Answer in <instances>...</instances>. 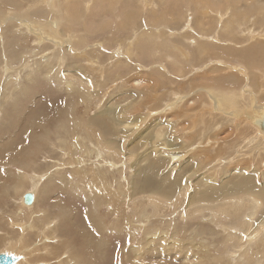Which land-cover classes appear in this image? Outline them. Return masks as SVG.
<instances>
[{
	"label": "rangeland",
	"instance_id": "obj_1",
	"mask_svg": "<svg viewBox=\"0 0 264 264\" xmlns=\"http://www.w3.org/2000/svg\"><path fill=\"white\" fill-rule=\"evenodd\" d=\"M42 1L0 0V254L24 264H264L263 134L254 124L211 129L218 121L208 120L212 97L235 91L264 108V0H154V9L147 0ZM203 5L211 25L198 38L187 23H197ZM177 97L181 110L202 106L204 118L181 119L177 103L169 108ZM227 128L233 134L221 141ZM210 141L217 144L207 149ZM91 143L98 151L86 156ZM150 181L169 198L153 194ZM240 185L262 205L246 232L240 210L211 215ZM27 192L34 216L23 209L17 218ZM20 221L32 225L23 235L29 250L17 243ZM50 222L54 238L44 242Z\"/></svg>",
	"mask_w": 264,
	"mask_h": 264
},
{
	"label": "bare ground",
	"instance_id": "obj_2",
	"mask_svg": "<svg viewBox=\"0 0 264 264\" xmlns=\"http://www.w3.org/2000/svg\"><path fill=\"white\" fill-rule=\"evenodd\" d=\"M42 1V0H41ZM51 1H53V0H50L49 2H51ZM166 1V0H165ZM173 1V0H172ZM171 1V2H172ZM174 1H176V0H174ZM185 0H183V2H184ZM218 1V0H217ZM40 2V1H39ZM43 2V1H42ZM68 2V1H67ZM208 2V1H207ZM148 5H149V7L150 8H153L154 9V7H155V5H153V4H156L155 3V1L154 0H147V2H146ZM210 2H208V4H209ZM227 3V2H226ZM230 3V2H229ZM157 4H158V2H157ZM167 3H165V5H166ZM172 4H173V2H172ZM175 4V3H174ZM173 4V5H174ZM220 4H222V3H220ZM239 4V3H238ZM159 5V4H158ZM157 5V6H158ZM160 6L161 5H159L158 6V8H160ZM186 6V5H185ZM211 6H212V3H211ZM43 7V6H42ZM52 7V6H51ZM221 7V6H220ZM240 7V6H239ZM186 8H187V6H186ZM188 8H189V6H188ZM213 8V7H212ZM222 8H224V6L222 7ZM263 7H261L260 6V9H262ZM202 9L204 10V12L202 13L203 14V16H201L200 15V18H198V20H197V23L194 25L193 24V20L192 21H190L189 23H187V24H189V26H187L188 28H191V30H193V31H195V32H193V33H197V35H198V38H199V36H200V34L201 33H203L204 32V30H207V29H209V26L211 25V24H209V22H211V18H212V14H211V8L209 7V6H206V5H203V7H202ZM239 9V8H238ZM264 9V8H263ZM53 10V9H52ZM223 10V9H222ZM187 11V10H186ZM211 11V12H210ZM224 11V10H223ZM258 11H260L259 10V8H258ZM262 13L261 14H263V10L261 11ZM260 13V12H259ZM252 14V13H251ZM34 15V14H33ZM40 15H41V13H40ZM190 15V14H189ZM188 15V16H189ZM187 16V17H188ZM249 16V15H248ZM252 16H253V14H252ZM262 16V15H261ZM30 17H31V15H30ZM46 17V16H45ZM53 17V16H52ZM250 17V16H249ZM34 18V17H33ZM122 18V17H121ZM189 18H191V17H189ZM222 18V17H221ZM251 18V17H250ZM263 18V17H262ZM18 19V18H17ZM22 19V18H21ZM21 19H20V21H21ZM12 20V19H11ZM27 20V19H26ZM122 20V19H121ZM246 20V19H245ZM19 21V22H20ZM181 21V20H180ZM185 21V20H184ZM263 20H261V22H262ZM24 22V21H23ZM28 22V21H27ZM147 22H149V21H147ZM216 22V21H215ZM247 22V21H246ZM50 23V22H49ZM60 23V22H59ZM168 23V22H167ZM171 22H169V24H170ZM248 23V22H247ZM246 23V24H247ZM263 23V22H262ZM25 24H26V22H25ZM137 24V23H136ZM144 24H146V23H144ZM185 24V23H184ZM209 24V25H208ZM215 24V23H214ZM223 24V23H222ZM233 23H231L230 22V20H228V23H227V25L225 26L226 28L230 25H232ZM23 25V24H22ZM57 25H58V23H57ZM133 25V27L135 26L134 24H132ZM205 25H207V28L205 29L203 26H205ZM216 25H217V23H216ZM221 25V24H220ZM248 25V24H247ZM246 25V26H247ZM24 26V25H23ZM27 26V25H26ZM25 26V27H26ZM169 26V25H168ZM181 26H184L183 25V23H181ZM181 26H179V28L181 27ZM196 26V27H195ZM147 27V26H146ZM170 27V26H169ZM216 27V26H215ZM263 27V26H262ZM162 28H165V29H167L168 27H167V25L165 24V25H162ZM135 29V28H134ZM217 29V28H216ZM260 29V28H259ZM26 30V29H25ZM33 30V29H32ZM171 30H172V28H171ZM181 30V29H180ZM182 30H183V28H182ZM188 30V29H187ZM186 30V31H187ZM213 30V29H212ZM241 30V29H240ZM258 30V29H257ZM59 31V30H58ZM178 32H179V30H177ZM247 31V30H246ZM262 31V30H261ZM264 31V30H263ZM27 32V31H26ZM218 32V31H217ZM242 32V31H241ZM52 33V32H51ZM209 32H207V35H209L208 34ZM211 33H212V36H213V32L211 31ZM244 33V32H243ZM256 33V32H255ZM260 33V32H259ZM263 33V32H262ZM56 34V33H55ZM183 34V33H182ZM190 34V33H189ZM189 34H186V33H184L182 36H184V35H189ZM206 34V33H205ZM215 34V33H214ZM217 34V33H216ZM251 34V33H250ZM252 34L254 35V31H252ZM52 35V34H51ZM57 35V34H56ZM233 35V34H232ZM236 35V34H235ZM234 35V36H235ZM21 36V35H20ZM170 36H173V35H171L170 34ZM179 36H181V34L179 35ZM190 36L191 37H189V38H192L193 37V39H194V35H191L190 34ZM203 36H206V35H204L203 34ZM210 36V35H209ZM216 36V35H215ZM218 36V35H217ZM222 36V35H221ZM225 36V35H224ZM250 36V35H249ZM53 37V36H52ZM185 37V36H184ZM214 37V36H213ZM233 37V36H232ZM246 37V36H245ZM197 38V37H196ZM197 38V39H198ZM202 38V37H201ZM205 38H208V37H204V39ZM224 37H222V39H223ZM228 37H226V39H227ZM3 39V38H2ZM39 39V38H38ZM173 39V38H172ZM185 39H187V37H185ZM212 39V38H211ZM214 39V38H213ZM217 39V38H216ZM220 39H221V37H220ZM21 40V39H20ZM208 40V39H207ZM210 40V39H209ZM225 40V39H224ZM228 40H230V39H228ZM236 40V39H235ZM238 40V39H237ZM236 40V41H237ZM61 41V40H60ZM172 41V40H171ZM186 41V40H185ZM197 41V40H196ZM216 41V40H215ZM226 41V40H225ZM236 41H234V39H233V42H235L236 43ZM247 41V40H246ZM248 41H249V39H248ZM247 41V42H248ZM55 42V41H54ZM131 42V41H130ZM188 42V41H187ZM206 42V41H205ZM212 42V41H211ZM227 42V41H226ZM232 42V43H233ZM238 42V41H237ZM46 43H48V42H46ZM56 43V42H55ZM54 43V44H55ZM60 44H61V42H59ZM63 43V42H62ZM198 43H200V42H198ZM224 44H225V42H223ZM232 43H230V44H232ZM234 43V44H235ZM51 44V43H50ZM202 44V43H201ZM214 44V43H213ZM220 44V43H219ZM233 44V45H234ZM2 45V44H1ZM58 45V44H57ZM62 45V44H61ZM179 46H180V44H178ZM186 45H187V43H186ZM209 45H212V44H209ZM208 45V46H209ZM217 45V44H216ZM236 45V44H235ZM3 46V45H2ZM182 46V45H181ZM188 46V45H187ZM187 46H183V47H187ZM217 47V46H216ZM220 47H221V45H220ZM229 49L231 48L230 46H227ZM132 48V47H131ZM189 47H187V50H190V49H188ZM210 48H211V46H210ZM212 48H215L214 47V45H213V47ZM218 48V47H217ZM225 48V47H224ZM182 49V48H181ZM185 49V48H184ZM194 49V48H193ZM220 49H222V47L220 48ZM228 49V50H229ZM232 49V48H231ZM11 50V49H10ZM43 50V49H42ZM186 50V51H187ZM211 50V49H210ZM210 50H209V52H210ZM226 50V49H225ZM225 50H223V51H225ZM15 51V50H14ZM200 51V50H199ZM227 51V50H226ZM232 51H233V49H232ZM32 52V51H31ZM56 52V51H55ZM61 52V51H60ZM59 52V50H58V55L59 54H61ZM63 52V51H62ZM193 52H195V51H193ZM212 52V51H211ZM213 52H215L216 54L218 53L217 52V49L215 50V51H213ZM230 52V51H229ZM119 53V52H118ZM188 53H189V51H188ZM38 54V52H36V53H34V56H36ZM77 54V53H76ZM121 54V53H120ZM190 54V53H189ZM211 54V53H210ZM4 55V54H3ZM13 55V54H12ZM128 55V54H127ZM222 55V54H221ZM0 56H1V54H0ZM52 56H56V54L55 55H52ZM62 56V55H61ZM92 56V55H91ZM195 56V55H194ZM218 56H220L219 54H218ZM43 57V56H42ZM50 57H51V54H50ZM54 57H52V58H54ZM57 57H60V56H57ZM63 57V56H62ZM61 57V58H62ZM66 57V56H65ZM221 57V56H220ZM219 57V58H220ZM52 58H50V59H52ZM60 58V60H62ZM195 58V57H194ZM196 58H197V56H196ZM195 58V59H196ZM2 59H3V57H2ZM6 59V58H5ZM50 59H48V60H50ZM56 59V58H55ZM58 59V58H57ZM63 59H65L64 57H63ZM115 59V58H114ZM209 59V58H208ZM7 60V59H6ZM54 60V59H53ZM60 60H59V63H60ZM192 60V59H191ZM3 61V60H2ZM113 61H115V60H113ZM201 61V60H200ZM206 61V60H205ZM21 62V61H20ZM43 62H46L47 63V59H44V61ZM55 62H57V60H55ZM193 62V61H192ZM191 62V63H192ZM12 63V62H11ZM45 63V64H46ZM61 63H62V61H61ZM114 63V62H113ZM190 63V65H192ZM197 63V62H196ZM199 63V62H198ZM201 63V62H200ZM199 63V64H200ZM209 63V62H208ZM212 63V62H211ZM215 63H223V61L222 60H216L215 61ZM7 63H5V65H6ZM195 64V63H194ZM202 64V63H201ZM196 65V64H195ZM225 65H228L227 63L225 64ZM57 66H59V65H57ZM137 66V65H136ZM5 67H7V66H5ZM196 67V66H195ZM216 67H220V66H216ZM187 68V67H186ZM194 68V67H193ZM218 68H216V69H218ZM100 69V68H99ZM103 69V68H102ZM212 69V68H211ZM216 69H214V71L216 72ZM53 70V69H52ZM185 70V69H184ZM214 71H212V72H214ZM218 71V70H217ZM243 71V70H242ZM5 72H7V68H5ZM8 72H9V70H8ZM7 72V73H8ZM208 72L209 71H207V74H208ZM191 73V72H190ZM210 73H211V71H210ZM14 74V73H13ZM193 74V73H192ZM10 76V75H9ZM7 77L6 79H5V82L6 81H8V80H10V79H8V78H10V77ZM194 76V75H193ZM196 77V76H195ZM190 78V77H189ZM209 78V77H208ZM68 79V78H67ZM206 79V78H205ZM204 79V80H205ZM69 80V79H68ZM190 80V79H189ZM197 80V79H196ZM203 80V82H205ZM136 81H139V80H136ZM188 81V80H187ZM71 82V81H70ZM78 82V81H77ZM184 82H185V80H184ZM212 83V82H211ZM187 84V83H186ZM188 84H189V82H188ZM184 85V84H183ZM203 85V84H202ZM205 85H207V84H205ZM178 87V86H177ZM212 87V86H211ZM144 88V87H143ZM179 88V87H178ZM7 90V89H6ZM147 90V89H146ZM189 92V91H188ZM218 92V91H217ZM149 93V92H148ZM192 93V92H191ZM201 93V92H200ZM199 93V94H200ZM246 91H240V92H236L235 91V93H233V94H229V93H226V94H228L227 96H225V97H212V105L210 106V109H209V113H210V115H211V117L210 118H208V120H210V121H212V120H216V121H218L216 124H213L212 122H210V124H209V127L211 128V129H214V128H219V126H221V124L222 123H229L228 125H232L233 127H236V126H240L241 124H243L242 126H244L243 127V129H245V127L248 129V128H250L251 126H256V128L258 129V131H261L262 132V134L263 135H261L260 136V138L261 137H264V130L262 129V124H263V122H264V108H262V107H257L256 105H254L253 103H251L252 101H251V99H247L248 98V96L246 95ZM195 95L196 94H198V93H194ZM203 94V93H202ZM205 94V93H204ZM203 94V95H204ZM218 94V93H217ZM248 94V93H247ZM177 96V95H176ZM193 96V95H192ZM220 96V95H219ZM200 97V96H199ZM208 97H209V94H208ZM253 97V96H252ZM251 97V98H252ZM177 98H179V97H177ZM188 98V97H187ZM139 99V98H138ZM204 99V98H203ZM202 99V100H203ZM181 100H182V98H179L178 99V101H174V102H172L171 103V105L169 106V108L171 109V108H175V106H176V103H177V108L178 109H180L179 111L177 110V112H178V114H179V117L181 118V119H186V118H190L191 116H193V117H195L196 116V114L199 116L200 114H199V110L201 109V107L202 106H200V107H197V108H191L190 110H184V109H182L181 110V105L178 103L179 101L181 102ZM205 100V99H204ZM184 101V100H183ZM201 103H203V101L201 102ZM186 104H187V107L189 106V105H194V99H192V97L191 98H188V100H187V102H186ZM250 104H252V105H250ZM204 106V105H203ZM131 107V106H130ZM150 107V106H149ZM159 108V107H158ZM134 109V108H133ZM206 109V108H205ZM111 110V109H110ZM128 110V109H127ZM203 110V109H202ZM208 110V109H207ZM207 110L205 111L206 113H207ZM109 112V109H108V111H107V113ZM204 113V112H203ZM212 113H216V116H214V115H212ZM110 114H111V112H110ZM173 114H175V113H173ZM202 114V113H201ZM99 115V114H98ZM195 115V116H194ZM130 116V115H129ZM197 116V117H198ZM207 116V115H206ZM100 117V116H99ZM200 117V116H199ZM104 118V117H103ZM164 118V117H163ZM170 118V117H169ZM204 117H200L199 119H203ZM207 118V117H206ZM205 118V119H206ZM106 120V119H105ZM179 121V120H178ZM190 121V120H189ZM220 121H221V123H220ZM95 122V121H94ZM199 122V121H198ZM92 124H93V122H91ZM183 123V122H182ZM195 123V122H194ZM206 123V122H205ZM191 124H193V121H191ZM197 124H199V123H197ZM197 124H196V126H197ZM220 124V125H219ZM254 124V125H253ZM131 125V124H130ZM132 126V125H131ZM172 126H173V124H172ZM191 126V125H190ZM192 126H194V125H192ZM207 126V125H206ZM205 126V127H206ZM100 127L103 129V126H102V124L100 125ZM188 127V126H187ZM228 127V126H227ZM232 127V128H233ZM194 128V127H193ZM256 128H255V131H256ZM126 129V128H125ZM148 129V128H147ZM221 129V128H220ZM234 129V128H233ZM238 129V131H239V128H237ZM254 129V128H253ZM149 130V129H148ZM190 130V129H189ZM241 130V129H240ZM101 131V130H100ZM132 131V130H131ZM173 131V130H172ZM204 131V130H203ZM229 132V131H231V130H228V128L225 130H221V132ZM243 131V130H242ZM253 131V130H252ZM254 131V132H255ZM137 132H139V131H137ZM160 132V131H159ZM162 132V131H161ZM160 132V133H161ZM183 132V131H182ZM224 132H223V135H224ZM100 133V132H99ZM125 133V132H124ZM157 132H155V134H156ZM201 133V132H200ZM256 133V132H255ZM10 134H11V132H10ZM76 134V133H75ZM184 134V133H183ZM233 134V131H231L230 132V134H226V135H224V137H222V139H221V141H223V139H228L231 135ZM235 134H236V132H235ZM259 134V133H258ZM220 135V134H219ZM222 135V134H221ZM260 135V134H259ZM3 136V135H2ZM78 139H80V141H78V143L76 142V144H79L81 147H83V146H86L85 144H82V142H81V140L83 141V140H85L86 139V137L84 136V135H82V133L80 132V133H78ZM149 136V135H148ZM185 136V135H184ZM216 136V135H215ZM150 137V136H149ZM159 137H160V135H159V133L158 134H156L154 137H153V139H151V140H153V142H155L154 144H153V146L154 147H157L159 144H156V142L158 141V139H159ZM214 137V136H213ZM217 137V136H216ZM105 138V137H104ZM137 138H138V136H137ZM210 138V137H209ZM257 138V137H256ZM110 139V138H109ZM112 139V138H111ZM131 139V138H130ZM139 139V138H138ZM145 139H147L146 137H145ZM145 139H144V143H145ZM187 139V138H186ZM206 139V138H205ZM254 139V138H253ZM104 140V139H103ZM102 140V141H103ZM114 140V139H113ZM157 140V141H156ZM190 140V139H189ZM252 140V139H251ZM100 141V140H99ZM98 141V143H100ZM139 141V140H138ZM204 141V140H203ZM62 142V141H61ZM64 142V141H63ZM165 142V141H164ZM211 143H208L209 144V147L207 148V149H210V148H212V147H214L216 144H217V141H214V142H212V141H210ZM219 142V141H218ZM257 142V141H256ZM262 142V141H261ZM135 143H137V142H135ZM139 143V142H138ZM61 144V143H60ZM92 144V143H91ZM162 144V143H161ZM182 144H183V142H182ZM200 144H201V142H200ZM199 144V145H200ZM206 144V143H205ZM204 144V145H205ZM89 145V144H88ZM139 145V144H138ZM151 145V144H150ZM170 144L167 142V144L165 143V148L167 147V146H169ZM185 145V144H184ZM204 145H201L199 148L200 149H205V146ZM163 146V145H162ZM181 146V145H180ZM92 147H94L93 146V144H92V146H91V148H89V147H85V155L86 156H88L89 154H91L92 152H93V154H94V152L97 150V149H95L94 148V150L92 149ZM117 147V146H116ZM138 147V146H137ZM151 147V146H150ZM171 146H169V148H170ZM59 148V147H58ZM96 148H98V147H96ZM110 148V147H109ZM141 148V147H140ZM160 148V147H159ZM62 149V148H61ZM256 149V148H255ZM56 150V149H55ZM109 150V149H108ZM115 150V149H114ZM127 150H128V148H127ZM176 150V149H175ZM259 150V149H258ZM62 151V150H61ZM98 151V150H97ZM110 151V150H109ZM165 151V150H164ZM111 152V151H110ZM129 152V151H128ZM155 152V151H154ZM62 153H64V152H62ZM72 153V151H69V154H71ZM97 153V152H96ZM99 153V152H98ZM126 153V152H125ZM156 153V152H155ZM169 153V152H168ZM68 154V155H69ZM105 154H106V152H105ZM113 154V153H112ZM114 154H115V151H114ZM159 154V153H158ZM258 154V153H257ZM110 155V154H109ZM108 155V156H109ZM160 155V154H159ZM240 155V154H239ZM242 155V154H241ZM240 155V156H241ZM98 156H100V153H99V155ZM115 156V155H114ZM113 156V157H114ZM96 157V156H95ZM110 157H112V156H110ZM131 157V156H130ZM129 157V158H130ZM128 158V159H129ZM207 158H209V157H207ZM206 158V159H207ZM161 159V158H160ZM167 159H169L171 162H175V161H177L178 159H180V156L178 157L177 156V154H169L168 155V158ZM243 160H244V157L242 158ZM116 160V159H115ZM132 161V160H131ZM13 162V161H12ZM111 161H109V163H110ZM198 162V161H197ZM108 163V164H109ZM113 164V163H112ZM114 165H115V162H114ZM110 166H111V164H110ZM137 169V168H136ZM155 169V168H154ZM5 173L6 174H9V171H10V168L9 167H6L5 169ZM108 171V170H107ZM19 172V171H18ZM21 172V171H20ZM19 172V173H20ZM19 173L17 174V175H19ZM137 173V172H136ZM139 173V172H138ZM140 173H141V171H140ZM27 177V176H26ZM143 177V176H142ZM162 179V178H161ZM112 181H114V180H112ZM107 182V181H106ZM37 185H38V182L35 184V191H36V187H37ZM109 185V184H108ZM132 185V184H131ZM148 185H150L151 186V192L153 193V194H159V195H162V196H166V197H168L169 198V192H167L166 190H163L162 188V186L159 184V183H155V182H152V181H150L149 182V184ZM112 186V185H111ZM110 186V187H111ZM170 188V191H171V188H175L174 186L173 187H169ZM29 189V188H28ZM140 189V188H139ZM239 189V191L238 192H232V191H230V192H228V193H226L225 195H224V197L221 199L222 200V207L221 208H219L217 211H212L211 212V215H212V217L214 216V217H219V216H222V214L224 213V212H226L227 210H234V211H236V212H238L239 210L243 213V217H246V220L245 221H243V223H242V226H241V228H242V232H246L247 230H249V228H250V225H251V220H252V217L254 216V213H255V210H257L258 208H259V206H260V208H261V206L262 205H260V202L261 201H259V199L258 198H256V197H253L252 195H247L246 193H245V191L243 190V187H241V185L240 186H238V187H236V188H233V190L235 191V190H238ZM27 190V189H26ZM135 190V189H134ZM168 190V189H167ZM175 190V189H174ZM174 190H173V192H174ZM173 192H171L170 193V198H172V197H175V192H176V190H175V192L173 193ZM28 193V192H27ZM131 193V192H130ZM138 194H139V192H138ZM142 194V193H141ZM119 195V194H118ZM33 196H35V195H33ZM259 196V195H258ZM104 197V196H103ZM142 197V199H143V196H141ZM112 199V198H111ZM22 200H23V197H22ZM38 200V199H37ZM109 200V199H108ZM153 200V199H152ZM110 202V201H109ZM147 202H148V200H147ZM146 202V203H147ZM154 202H155V200H154ZM19 203V202H18ZM35 203V202H34ZM33 203V204H34ZM149 203V202H148ZM154 204V203H153ZM19 205V204H18ZM248 206V207H247ZM27 207H30V208H26V207H24V203H23V201L21 202V204L19 205V210L17 209V212H15V217H17V215H18V217L20 216L19 214L20 213H22V210L23 209H27V210H29L28 212V215L30 214L31 215V217L32 216H34V213H32L33 212V208H31V206H27ZM59 208V207H58ZM155 208V207H154ZM60 211V210H59ZM117 211V210H116ZM39 214H41L42 216H41V218L40 219H38V220H40L41 221V219L43 218L44 220L45 219H47V216L45 215V212L44 211H39L38 212ZM217 213L219 214L218 216H217ZM36 214V213H35ZM256 214H257V212H256ZM28 215H26V216H28ZM225 215V214H224ZM24 216V215H23ZM26 216H25V218H26ZM147 216V215H146ZM17 217V218H18ZM30 217V218H31ZM141 217H139V219H140ZM149 218V217H148ZM255 218V217H254ZM34 219V218H33ZM146 219H147V217H146ZM24 220H26V221H28V219H24ZM36 220V219H35ZM49 220V219H48ZM9 221V220H8ZM16 221H17V219H16ZM43 221V220H42ZM46 221V220H45ZM143 221H144V218H143ZM21 223H22V221H20ZM39 222V221H38ZM11 223V222H10ZM25 223V222H24ZM24 223H22L21 225H18L19 226V228L21 229L20 231H21V237L18 239L19 241L20 240H23V238H25L23 235H24V233H25V231H31V228H32V225H31V223H30V225L29 224H24ZM253 223V222H252ZM8 225V224H7ZM9 226L10 227H12V229L14 228L13 227V225L12 224H9ZM15 226V225H14ZM53 227H54V222H50L49 224L48 223H46L45 224V229H44V231L46 232V233H42L41 234V239L43 238L44 239V242H49V240H50V238L52 239V238H54L53 237V234L51 235V237L49 238L48 237V234L49 233H54V229H53ZM18 228V227H17ZM58 229V228H57ZM17 231V230H16ZM18 232V231H17ZM151 232V231H150ZM40 233V232H39ZM157 233V232H156ZM28 234V233H27ZM255 234V233H254ZM147 235V234H146ZM229 237H234V235H230L229 233L227 234ZM238 235H240V234H238ZM241 236V235H240ZM244 236V235H243ZM236 237V236H235ZM250 237V236H249ZM240 238V237H239ZM10 240H12V239H10ZM10 240L7 242L9 245H11L12 243L10 242ZM247 240V239H246ZM17 242V243H19L20 244V246L23 248V249H30V247L28 246V244H27V240H23V241H20V242ZM14 243V242H13ZM250 244V243H249ZM14 245V244H13ZM34 245H37V244H34ZM30 246L32 247V244H30ZM9 248H11V247H9ZM33 248V247H32ZM241 249V248H240ZM243 250V249H242ZM72 251V250H71ZM12 253V252H11ZM44 253H45V251H44ZM261 253V252H260ZM9 255V254H8ZM16 255V254H15ZM20 255V254H19ZM13 256V255H12ZM67 257V256H66ZM74 258H76V255H75V257L74 256H70V258L68 259L69 260V262H73L72 260L74 259ZM22 260H18V262H16L17 261V258H15L14 257V262H13V264H24V263H22L23 261H24V259H25V257L23 256V258H21ZM227 260V259H226ZM60 261V260H59ZM67 263V262H66ZM68 264V263H67ZM262 264V263H261Z\"/></svg>",
	"mask_w": 264,
	"mask_h": 264
},
{
	"label": "water",
	"instance_id": "obj_3",
	"mask_svg": "<svg viewBox=\"0 0 264 264\" xmlns=\"http://www.w3.org/2000/svg\"><path fill=\"white\" fill-rule=\"evenodd\" d=\"M262 129L264 130V122L262 124ZM34 201V197L30 193H26L23 196V203L25 205H31ZM14 262V257L12 255H8L5 253L0 254V264H13Z\"/></svg>",
	"mask_w": 264,
	"mask_h": 264
}]
</instances>
